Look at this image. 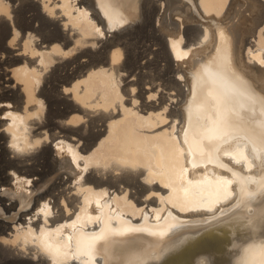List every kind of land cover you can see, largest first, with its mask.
<instances>
[{"label": "bare ground", "instance_id": "obj_1", "mask_svg": "<svg viewBox=\"0 0 264 264\" xmlns=\"http://www.w3.org/2000/svg\"><path fill=\"white\" fill-rule=\"evenodd\" d=\"M175 251L264 264V0H0V264Z\"/></svg>", "mask_w": 264, "mask_h": 264}, {"label": "water", "instance_id": "obj_2", "mask_svg": "<svg viewBox=\"0 0 264 264\" xmlns=\"http://www.w3.org/2000/svg\"><path fill=\"white\" fill-rule=\"evenodd\" d=\"M185 251L165 252L164 258L160 261H154L153 264H196L192 258L185 257Z\"/></svg>", "mask_w": 264, "mask_h": 264}, {"label": "rangeland", "instance_id": "obj_3", "mask_svg": "<svg viewBox=\"0 0 264 264\" xmlns=\"http://www.w3.org/2000/svg\"><path fill=\"white\" fill-rule=\"evenodd\" d=\"M2 116V115H1Z\"/></svg>", "mask_w": 264, "mask_h": 264}]
</instances>
